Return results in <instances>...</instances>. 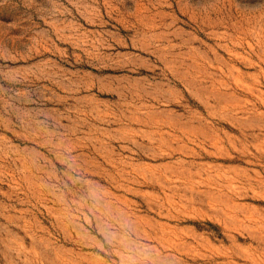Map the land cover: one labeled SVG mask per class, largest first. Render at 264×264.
Returning <instances> with one entry per match:
<instances>
[{"label":"rangeland","instance_id":"obj_1","mask_svg":"<svg viewBox=\"0 0 264 264\" xmlns=\"http://www.w3.org/2000/svg\"><path fill=\"white\" fill-rule=\"evenodd\" d=\"M0 264H264V0H0Z\"/></svg>","mask_w":264,"mask_h":264}]
</instances>
